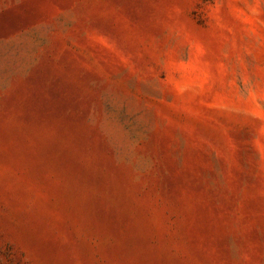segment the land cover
<instances>
[{
	"label": "rangeland",
	"instance_id": "rangeland-1",
	"mask_svg": "<svg viewBox=\"0 0 264 264\" xmlns=\"http://www.w3.org/2000/svg\"><path fill=\"white\" fill-rule=\"evenodd\" d=\"M0 264H264V0H0Z\"/></svg>",
	"mask_w": 264,
	"mask_h": 264
}]
</instances>
